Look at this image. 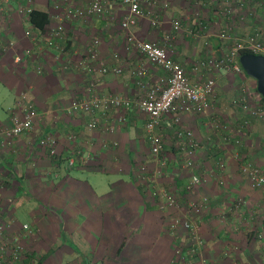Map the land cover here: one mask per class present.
<instances>
[{"label":"crops","instance_id":"0c3cea01","mask_svg":"<svg viewBox=\"0 0 264 264\" xmlns=\"http://www.w3.org/2000/svg\"><path fill=\"white\" fill-rule=\"evenodd\" d=\"M92 1L0 0V130L12 125L21 94L38 113L30 133L10 145L0 138V209L6 232L19 237L26 249L21 264L28 256L36 264H182L174 254L178 239L167 234L165 213L160 201L150 196V186L177 190L182 204L207 197L204 212L186 215L197 218L204 242L193 264H264V189L250 188L239 173L238 160L264 167V120L250 117L237 104L246 95L257 102L256 85L250 87L254 80L243 74L201 66L228 54L232 41L220 39L224 31L231 38L258 32L264 46V0H231L230 17L223 12L224 0H141L144 13H159L160 24L152 27L149 19L137 16L129 32L140 41L165 46L191 83L210 77L216 81L213 109L207 115L162 117L155 128L163 143L159 158L150 153L148 118L134 103L156 85L165 87L169 74L126 41L119 28L128 10L122 0H102L103 17L63 20L58 36L46 35L57 26L52 14L85 10ZM237 2H245L244 8L236 7ZM20 6L46 13L49 23L43 30L33 28L29 16L18 13ZM173 20L180 22L179 32H171ZM26 30L33 38L24 35ZM96 37L101 46L92 67H120L119 75H87L75 67ZM49 39L52 46L46 45ZM25 51L32 56L26 57ZM141 67L146 71L142 79L136 75ZM92 81L96 96L134 103L125 111L105 114L71 112L74 103L90 94ZM120 116L125 121L119 122ZM214 119L217 131L211 127ZM93 120L97 128L90 130ZM179 130L192 132V141L198 143L192 159L202 184L190 193L186 188L191 171L184 166L181 148H190L191 140L177 137ZM46 135L57 139L56 157L37 146Z\"/></svg>","mask_w":264,"mask_h":264},{"label":"built area","instance_id":"2783aa9c","mask_svg":"<svg viewBox=\"0 0 264 264\" xmlns=\"http://www.w3.org/2000/svg\"><path fill=\"white\" fill-rule=\"evenodd\" d=\"M103 2L104 1L102 0H93L85 10L77 11L69 8L63 13L58 12L52 14V22H55L57 26L48 29L46 33V35L48 34L47 37H50V35L58 36L60 34L61 27L59 25L63 20L73 18L88 19L93 16L103 17L105 14V6ZM121 3L128 9L127 15L119 23V28L123 31L126 41L135 44L136 50L140 55L144 56L151 65L161 68L169 74V78L166 80L167 84L163 88L156 85L147 91L141 99L136 100L134 103L132 100L117 96H96V94L93 93L94 82L92 81L89 89L90 94L82 99V101L74 103L71 106V112L81 111L83 113H92L94 111H101L105 114L113 109L118 110L123 108L125 111L132 103H134V105L148 118L145 128L148 134L150 153L152 156L159 158L163 151V143L160 136L155 133V128L159 125L162 117L168 115L171 116L176 113L207 115V113L213 109L211 98L214 95L216 81L214 77H210L202 83H191L184 68L169 58L165 46L155 42L140 41L136 39L129 32L130 25L135 23V17L143 16L144 18L149 19V23L152 27H155L160 24V15L153 10L144 13L141 8V0H122ZM224 3L226 7L223 12L225 16L230 17L233 15L234 9L231 4L232 1L224 0ZM244 5L245 2H237L235 6L244 8ZM163 8H167V4H163ZM55 9L57 10V8H54V10ZM31 12L32 10L28 6H20L18 8V13L20 15L29 16ZM240 20H244V17H241ZM180 30V22L178 20H173L171 23V32H179ZM191 34H193L192 31ZM24 35L33 38L30 30H26ZM219 37L223 40L232 41V46L224 58H209L202 63L201 66L209 71L227 70L236 75H242L243 71L238 63L239 52L241 50H248L253 54L264 56V46L258 32L247 37L231 38L228 36L227 32L224 31L220 33ZM46 45L52 46L50 39L46 41ZM100 46V39L98 37L93 38L86 49L83 58L77 63V65H75L77 70L83 74L86 73L87 75L93 74L99 76L105 75L108 72L115 75L122 73L120 67L108 69L102 64L98 68L92 67V63L98 58V49ZM25 56L31 57L32 53L30 51H25ZM67 68L68 66H64V71L67 70ZM145 73L146 71L143 67L136 71V75L140 79L144 77ZM139 85L142 86L141 81ZM255 101L251 102L246 95L243 96L237 104L239 108L250 117L264 120V102H261L259 96L257 102ZM16 110V113L12 115V125L7 129L0 130V138L3 139L2 141L4 144L6 143L10 145L14 138L30 133L34 130L38 113L33 102L27 100L26 96L21 94L19 100L16 102ZM118 121H125L124 116H120ZM175 121L177 122L179 119L176 118ZM96 126L97 123L95 120L88 124L90 130H95L97 128ZM211 127L217 131L219 128L217 119L213 120ZM108 131H113V128L108 127ZM192 136V132L190 131L179 130L177 132V137L180 139H186L187 141L189 139L191 140L190 148L183 146L181 148L182 154L186 157V159H184V166L191 171V177L186 188V191L189 193L195 191L202 183L201 177L198 173V165L192 159L194 150L198 148V143L192 141ZM228 140L227 136H222L223 142H227ZM234 143L240 145V137L236 139ZM37 146L39 149L46 151L50 157H56L58 155V142L53 135L40 137ZM238 160L240 163L239 173L245 179L250 188L255 190L264 189V168L255 166L244 158ZM158 163L161 164V166H165V161L162 159H158ZM72 164L73 161H70L69 165L71 166ZM218 165L220 169L224 168L222 162ZM141 172L144 174L146 168L142 167ZM218 181L223 184V179L221 177ZM148 190L153 199H158L160 201L159 207L164 211L166 216L167 234L174 239H178L177 241L179 242V245L175 247V256L182 264H193L196 258L200 255V252L204 247V242L200 237L197 218L192 220L186 215H193V213L199 215L204 212L208 208L207 197L182 204L179 200L178 191L175 189L165 190L150 186ZM3 217V213L0 209V264H21L25 257L26 249L19 237L10 236V234L6 232L7 226L4 223ZM21 227L24 231L29 230L27 225H22ZM180 233L183 234V237L180 236Z\"/></svg>","mask_w":264,"mask_h":264},{"label":"water","instance_id":"95a60500","mask_svg":"<svg viewBox=\"0 0 264 264\" xmlns=\"http://www.w3.org/2000/svg\"><path fill=\"white\" fill-rule=\"evenodd\" d=\"M238 61L245 74L256 82V90L264 98V56L247 53Z\"/></svg>","mask_w":264,"mask_h":264},{"label":"trees","instance_id":"16d2710c","mask_svg":"<svg viewBox=\"0 0 264 264\" xmlns=\"http://www.w3.org/2000/svg\"><path fill=\"white\" fill-rule=\"evenodd\" d=\"M29 23L30 25H32L33 28L37 29V30H43L44 27L49 23V19H48V15L44 12H40V11H32L29 14ZM247 53H251L248 50H241L239 52V57L243 54H247ZM239 63V61H238ZM243 71V70H242ZM243 75L248 77L245 72L243 71ZM249 78V77H248ZM251 79V78H250ZM256 83V82H255ZM256 93L258 94L257 90ZM258 96L260 97L261 102H264V98L261 97L259 94ZM27 260H25L24 264H36V260L34 258L31 257H27ZM39 264V263H38Z\"/></svg>","mask_w":264,"mask_h":264},{"label":"rangeland","instance_id":"374dc122","mask_svg":"<svg viewBox=\"0 0 264 264\" xmlns=\"http://www.w3.org/2000/svg\"><path fill=\"white\" fill-rule=\"evenodd\" d=\"M110 27V26H109ZM231 48V47H230ZM229 48V49H230ZM229 49H228V51H229ZM226 51H227V49H226ZM231 72V71H230ZM229 72V73H230ZM231 74H233V75H235L234 73H232L231 72ZM251 81V84H252V86H250V87H252V88H255V85H256V83L254 82V81H252V80H250ZM245 86H246V88H248L249 87V85H247V84H245ZM243 133H245V132H243ZM243 135V134H242ZM239 137H241V136H239ZM261 168H264V167H261ZM202 184V183H201Z\"/></svg>","mask_w":264,"mask_h":264}]
</instances>
